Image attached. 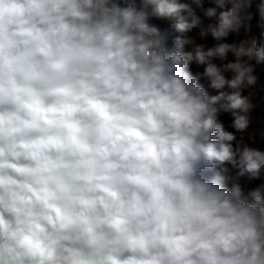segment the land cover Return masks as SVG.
Returning a JSON list of instances; mask_svg holds the SVG:
<instances>
[{
	"label": "clouds",
	"instance_id": "1",
	"mask_svg": "<svg viewBox=\"0 0 264 264\" xmlns=\"http://www.w3.org/2000/svg\"><path fill=\"white\" fill-rule=\"evenodd\" d=\"M0 264H264V0H0Z\"/></svg>",
	"mask_w": 264,
	"mask_h": 264
},
{
	"label": "trees",
	"instance_id": "2",
	"mask_svg": "<svg viewBox=\"0 0 264 264\" xmlns=\"http://www.w3.org/2000/svg\"><path fill=\"white\" fill-rule=\"evenodd\" d=\"M253 11H255V9H253ZM257 20H258V16L257 17H254V19H253V21H252V25H253V32L254 33H258V31H259V29L256 27V24H257ZM209 43H211V41H209ZM256 115L259 117L260 115H261V113L259 112V110H257V113H256ZM223 119L225 120V121H227L228 120V117H223ZM255 127H259V122H257V124L255 125Z\"/></svg>",
	"mask_w": 264,
	"mask_h": 264
}]
</instances>
